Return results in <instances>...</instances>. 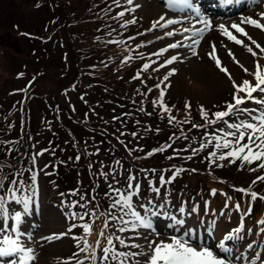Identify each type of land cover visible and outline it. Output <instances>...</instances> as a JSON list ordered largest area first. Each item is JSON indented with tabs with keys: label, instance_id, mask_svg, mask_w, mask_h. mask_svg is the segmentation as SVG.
I'll return each instance as SVG.
<instances>
[{
	"label": "snow or ice",
	"instance_id": "1",
	"mask_svg": "<svg viewBox=\"0 0 264 264\" xmlns=\"http://www.w3.org/2000/svg\"><path fill=\"white\" fill-rule=\"evenodd\" d=\"M165 8V12L161 13L157 19L150 23L147 32L154 30H162L163 35L156 37L157 40L167 38L182 37L175 39L174 42L168 43L165 47L151 53V56H164L169 50H188L192 57H199L198 48L206 39V33L217 31L219 36L226 41L238 45L248 54L247 62L237 58L236 54L229 48L224 41H221L219 47L226 49L227 56L243 70L246 75L253 77V81L242 79L237 81L227 67L222 63V59L218 55V47L215 42H211L205 55L214 62V66L223 73L229 83L230 99L226 100L222 107L214 105L219 110L210 112L203 104L199 105V117L202 123H194L190 119L191 103L184 102L185 119L179 120L174 116V106H169L166 102V92L170 88L169 78L177 74V68H170L165 75L154 85L158 90L157 98L152 100L153 109L159 110L161 118L166 114L167 122L170 126L179 127L184 124H191L192 129L203 130L199 139V146L190 149L191 155H187L185 159L192 160L198 154L206 149H211L204 156V161L208 164L209 175H212L213 168L225 167V162L232 165L239 161L242 170L245 165L249 166L251 172H264V65L259 61L264 59V45L259 43L257 39L246 30V26L259 30L264 35V0H219L217 6H231L245 3L250 8L259 7L260 11L251 15H242L239 22L233 21L230 25L219 23L214 25L198 5L196 0H159ZM117 7H123V10L116 13L113 19H122L121 28L129 25H135L138 21L134 15L136 10L142 5L137 0H112ZM39 7V5H37ZM111 9V5L109 9ZM106 10V12L108 11ZM169 13L173 15H169ZM126 14L131 18H126ZM187 24L188 26H184ZM176 25H181L177 28ZM197 25H201L198 27ZM111 35V33H109ZM137 35L143 36L144 32ZM99 40L100 37H95ZM135 36H129L128 40L135 41ZM247 41V42H246ZM108 44H126L125 40L110 39ZM152 41L141 42L135 45V49H130L129 54L124 57L122 63H128L134 57L131 54L136 49L146 47ZM258 50V51H257ZM143 58V53H140ZM149 57L148 62L142 64L141 68L132 77L133 80H141V74L148 72H159L161 69L171 66L175 63H183L187 57L182 55L180 51L166 58L157 65L158 61ZM248 65H251L249 67ZM23 73L18 74V78L23 77ZM35 79V78H33ZM33 81H29V85ZM141 83H144L141 80ZM20 92H27V88L18 89ZM137 93L147 97V93L153 91L148 88L147 92ZM83 99V97H81ZM144 101H140L138 111L145 112L143 107ZM248 105H252L251 107ZM74 110V109H73ZM151 115L152 113H146ZM129 115V113H125ZM87 117V113H85ZM120 117H113V120H120ZM139 124V121H137ZM148 131L153 129L148 128ZM161 130L155 128L158 134ZM125 133L120 131V136ZM133 138L138 137V133H131ZM31 139V137H29ZM188 139L183 128L180 129V135L175 134L169 136L170 141L178 139ZM119 140V137H117ZM192 141L197 142V137L192 136ZM123 145L125 142L119 140ZM0 143H4L0 141ZM131 155L135 151L143 152L144 149L127 148ZM173 147L172 143H163L157 147L147 151L144 157H136V159L149 158L156 154H163ZM11 152L13 149H7ZM48 149L37 151L31 156V164L35 168L38 157L43 156ZM188 151V149H184ZM55 154V150H52ZM99 149L95 152H88L85 147L84 155H98ZM178 154V153H177ZM81 154L75 156V161L81 160ZM174 156H167L171 160ZM203 162V161H202ZM63 163V162H61ZM100 168L94 173V176L102 178L106 184L107 190L102 194L108 203L107 209L100 211L99 204L96 202L97 189L100 187L96 184L91 189V195L82 194L79 188L71 190L69 193H61L62 197H78L72 200H61V205L65 208V219L69 221L65 231L54 232L49 235H42L39 238L41 243H52L59 241L73 233L76 228L82 229L83 235H71V239L75 242L77 251L73 252L67 258H57L54 264H264V254L261 251H255L248 256L244 251L236 252L233 257L234 246L244 236V220L245 217L251 215L253 211V202L264 201V194L258 193L252 189L257 182H264V175H257L247 188H234V191L249 197L247 210L240 217L238 225L225 233L215 244L211 246L201 240L194 228L186 227V217L197 211L194 205L190 211L186 209V202L173 204L170 194H162V189L171 185L173 181L183 172H197L198 169H186L172 165L169 169L162 170L160 173L156 169L147 170L155 174L158 184L152 178L144 176L147 181L148 190L154 194L152 198H148L145 202L141 195L143 191L142 184L138 175L128 172L124 177L123 184L118 179L117 167H122L120 160H115L117 167H109L105 171L103 161L99 162ZM255 165V167H252ZM4 165H0L2 169ZM8 167H12L8 165ZM48 164L44 165L47 169ZM90 172L93 171V164H88ZM141 169L140 172H145ZM165 171L171 172L166 176ZM30 175L25 178V173ZM45 175L51 173L45 172ZM38 173L31 169H16L11 173L0 174V264H35L37 253L34 246L38 241L30 232L23 229V223L27 215L38 207L39 186L37 180ZM111 177V180H110ZM215 179V177H214ZM223 183V181H220ZM210 194L215 196L217 190H210ZM220 195L226 197L224 207H229V201L233 197L225 192ZM95 204V207L90 205ZM208 202L205 201L207 209ZM237 212L241 211V204L234 205ZM82 209V212L74 209ZM89 217L94 223L95 220L102 216L104 218L103 228L98 234L95 245L91 244L87 237L92 235L93 223L85 221V217ZM166 218L170 221L167 224L169 232H161L158 230L157 221ZM82 221L83 223H75ZM258 230L256 236H264V217L256 221ZM252 233V229L247 230ZM155 237V238H154ZM264 243V241H262ZM231 245V246H230ZM259 247L256 241H250L247 244V250ZM81 255L83 258H81Z\"/></svg>",
	"mask_w": 264,
	"mask_h": 264
},
{
	"label": "rangeland",
	"instance_id": "2",
	"mask_svg": "<svg viewBox=\"0 0 264 264\" xmlns=\"http://www.w3.org/2000/svg\"><path fill=\"white\" fill-rule=\"evenodd\" d=\"M30 1L33 0H0V141H3L4 143H0V165L6 164V159L15 156L18 149H20V146L25 140V143L27 139H29L30 135V121L32 120L31 117H28L26 119H20V118H11L10 112H14L16 114L17 111L25 108L24 104L26 105V110L28 107H33L35 111H32L33 113V128L35 132V139L42 141L44 139V136L46 134V139L48 138L49 131L43 130L45 134L38 133V128H42V119L43 115L40 116V112L38 113V101H39V95L46 96L47 94H52L55 89L64 86L68 82V77L63 76L60 74L62 68L53 67L54 71L48 70L46 68H43L47 73L53 72V77H50V75L46 74H40L42 69L39 67H45L50 64L62 66V61L60 62L61 58L63 57V53L59 55V51L57 49L52 53V51L56 48V46L51 45L49 42H47L44 46V49L41 48V53L48 52L50 53V57L47 58V55L44 54L41 58V61H39L38 56L36 53H33L30 50V42L23 36L19 35L15 30H12V26L14 23H18L19 29H22L25 31H32L34 30L32 26L28 25V23L34 19L36 20L40 14H42L40 11L41 6H43L44 9L50 11L52 13L51 17L53 19V22L56 26V18L59 11H61L60 7H57L56 4L53 1L50 0H43L42 4L37 7V9L32 10V6ZM139 0H137L138 2ZM146 1V0H144ZM152 1V7H149V5H142L141 8L137 9L135 12V16L138 21V17L141 15H144L145 17H155L153 20L157 19L158 16L165 12V8L162 6V4L159 2V0H150ZM150 1H147V4L151 3ZM121 4L124 5V0H121ZM23 7V8H22ZM163 7V9H162ZM150 8V9H149ZM123 10V7H120L118 11ZM260 11L259 7L250 8L247 5L245 7H242L235 11H232V13H228L225 15V17H222L220 19V23H224L226 26L230 25L233 21L239 22V17L242 15H251L255 16L257 12ZM173 15V14H171ZM107 16V15H106ZM113 16V15H112ZM114 17V16H113ZM110 18V17H109ZM126 18H131V15L126 14ZM122 20V19H121ZM151 18V21L149 22L148 27H146L144 30L133 32L132 28L135 25H129L127 28H120L121 24H118L114 27V24L109 23L110 20L105 22V28L108 30L112 28L110 31L114 32L113 35H111L110 38L106 39L107 41L110 39H116V40H125L126 44L120 45V44H109L107 51L113 52L117 51V48H121L128 44V51L130 49H135V45L141 42H146L148 40H151L152 43L162 44L161 46H166L168 43L174 42L175 39H178V37L173 38L171 41H168L166 43H162V40H157L156 37L162 36L163 32L162 30H154L153 32H147L146 30L150 27V23L153 21ZM123 22V20L121 21ZM187 25V24H185ZM175 27L179 28L181 25H176ZM79 31L75 32V37L78 39V50L81 51V56H84L87 52L88 47L86 46L87 40H89L87 28L84 26H81ZM35 30H37L35 28ZM90 31V27L88 28ZM131 30V31H130ZM246 30L252 35L253 38L257 39L262 45H264V35L259 33V30L246 27ZM38 32L45 33L44 30H37ZM48 32V31H47ZM46 32V33H47ZM140 32H144L145 35L140 36L137 35ZM26 33V32H25ZM214 33V34H213ZM120 34L123 36L121 37ZM213 34V35H211ZM63 32L60 31V36L63 39ZM213 41H207L206 47L201 49L198 48L199 57H192L188 50H177L182 53L187 59L183 63H175L171 66H168L166 70L161 69L159 71V74L163 77L167 73V71L170 68H177V74L173 77H170L169 79H174V88L172 90H175L176 94L178 95V100L180 102L183 98L189 97V102L191 103V110H195L198 108L200 104L205 105V108L208 109L207 106L215 105L217 103L224 104V102L228 99H230L229 96V83L227 81V78L224 76V74L220 73L219 70H216L215 66L212 65V61H210L205 53L209 51V45L211 42H215L217 44L218 49L220 50V57L223 61V65H225L229 71L232 73V75L236 78L237 81H241L242 79H248L250 81H253L252 77H249L246 75L242 69H240L232 60L227 56V51L224 48L219 47L221 41H224L228 45L229 48H232L234 53L236 54L237 58L241 60H245L247 62L248 54L244 51V49L238 45H235L231 42L226 41L224 38L220 37L218 32L213 30L212 33L208 34ZM129 36H135V41L128 40ZM165 39V38H164ZM163 39V40H164ZM55 41H52L54 43ZM247 42V41H246ZM146 44V47L141 49H136L134 52H139L146 54L148 56H151V47L150 45L153 44ZM57 45H60L58 43ZM40 47V46H38ZM65 47L67 49V44H65ZM60 49H64V47H59ZM158 48V47H157ZM155 49V48H154ZM153 49V50H154ZM176 51V52H177ZM258 51V50H257ZM176 52L174 54H176ZM172 54V55H174ZM61 57V58H60ZM60 58V59H59ZM168 57H155V60H162ZM148 62L144 61L143 63ZM262 65H264V59H260L259 61ZM154 65L158 67V64ZM251 67V65H248ZM38 73L35 75L33 74L36 70ZM62 71L64 72L65 69ZM182 72V73H181ZM23 73V77L18 78V74ZM145 73V72H144ZM142 73V74H144ZM180 74L179 78L178 75ZM204 73V74H202ZM60 75V76H59ZM190 77V78H188ZM191 77L193 78V81H191ZM35 78V79H33ZM103 80L105 82H108L110 84L115 83V74L112 72V70H108V73H104ZM29 81H34L32 86L35 87L32 91L30 89ZM144 84L148 85V80L144 79ZM217 83V84H216ZM225 83V85H224ZM128 83L126 81L120 80L118 82V86L124 88ZM221 86V87H220ZM27 88V92H20L17 91L18 89ZM116 90V89H115ZM171 90V89H170ZM38 91V93L36 92ZM94 96H99L97 92H92ZM47 95V96H49ZM175 96V94H173ZM72 99L74 100V103L79 106L81 112L79 114L84 118V120L87 122V117H85V113L89 111L91 115V123L92 124H102L107 129L111 130L114 128L115 121L113 120L114 116H121V117H127L134 120L139 121V125L144 128L145 132L149 133L151 138L154 139V141H160L163 139L169 138V130L164 123V118H161L159 114V110H152L149 109V113H152L151 115H147L144 112L138 111L140 106H137L132 103H124V104H116L112 101V99H107L103 101L100 105L96 106L90 103L91 107L86 105L84 103V100L77 97V95L72 92ZM39 106L42 108V105L39 103ZM221 105L220 107H222ZM125 113H129V115H125ZM104 120H101V119ZM63 121L66 123L64 127L60 124H57L54 126L53 130L58 133V135H62V139L65 136H67L68 131H70V128H73L75 131H78V136L74 137L79 140L83 146H85L84 141L81 139L82 135L85 136V138H89L90 146L93 148L94 151L96 149H99L98 155H92L94 157V161L87 162L84 164L82 160L79 162H76L75 160L72 161V168L71 171H73V175L69 179L68 177V171L65 169L66 166L60 164L56 166L55 162L52 161L47 157L49 152H46L41 159L38 157L36 168L38 169V176L41 175V173L46 177H42L43 184L42 188L44 190H47L45 192V199L43 203V211L45 213L44 222H47L46 225L43 223V227L39 228V232L37 233L38 236H35V238L41 237L45 232V234H51L54 232H60L66 230V225L69 223L65 219V208L61 205V200H72L77 199L78 197H70V196H64L62 197L61 193H69L71 190L79 188L82 194H89L91 195V189L94 187L99 181L100 187L97 189V196L99 197V210L103 211L107 209L108 203L103 197V193L107 190L106 184L104 180L98 176H95V180L92 179V183H89L90 181V171L88 169L89 163H95L97 166L93 172V174L100 168V161L104 162L105 165V171L109 170V167H117L114 164V161L119 158H115L114 151L111 149V145L108 143L109 148H107V143L101 139L98 135H94L90 129V127H85V124L83 122H73L71 120H65ZM79 125H82L79 127ZM52 124L49 126L51 129ZM5 127H10V130L4 131ZM151 128L152 131H148L146 129ZM155 128H159L161 131L157 134L155 132ZM185 134L188 136V139L185 140L183 138L170 141L169 143H172L173 147L169 149L167 152L163 154H156L154 156V163L155 161H161L163 159H166L167 156H174L173 159L169 160L167 163H170L172 165H176L178 167L185 168L190 167L191 165L195 166H208L207 162L204 161V156L207 155L208 150L206 149L204 152L198 154L195 156L192 160H187L185 157L187 155H191L190 149L192 148V144L194 143L191 139L192 136L197 137V142L193 144V147L199 146V139L201 137L202 132L198 133H191L189 130L185 132ZM178 134L177 136H179ZM45 139V141H46ZM148 141L147 138L144 137L142 139V142ZM57 145V143H55ZM107 148V150H106ZM7 149H13V151L9 152ZM184 149H188V151H184ZM88 152L89 151L87 148ZM69 152H75V154H81L82 153L79 149H77L73 142L69 144ZM178 153V154H177ZM35 154V151L32 152L31 156ZM108 155L113 159V161H109ZM42 157V156H41ZM82 159V158H81ZM54 160V159H53ZM203 161V162H202ZM21 163V166L18 168L20 170H25L23 161H18ZM31 162V158H30ZM51 162L50 165V171L54 172L50 174V176L47 177L44 173L47 172L48 169L44 168L45 164H48ZM69 162V161H68ZM67 162V164H68ZM122 163V161H121ZM127 165L122 163V167H117V173H120L121 175H118V179L121 180V183L123 184L124 181V175L123 170ZM252 167H255V165H252ZM240 168L239 161L236 164L229 165L227 162H225V167L223 168H213L212 174L214 176H217L221 179H224L225 177H230L233 179L239 180V178H248L251 176V174L257 175H264V172L257 171V172H251L248 170L249 166L245 165L242 170H238ZM189 169V168H186ZM35 170V169H34ZM15 171V170H14ZM37 171V170H35ZM12 172V171H11ZM8 170L0 169V174L5 173H11ZM63 173L64 179H61L56 174ZM191 173V171H190ZM166 176L171 175V172L165 173ZM193 175H197L193 174ZM37 176V178H38ZM42 176V175H41ZM55 178H59L58 180L54 181ZM186 178L180 182V175L177 179L173 181L175 186L167 185V190L162 191V194H170L171 199L173 201V204H180L182 202H186V209L190 211V209L196 205L198 206L197 209H199L200 206V198H196V193L191 195L189 192L186 193V188L182 187L183 185L187 186V183L189 181L193 182V187L197 188H204L207 186V183L209 180L204 175L197 176L194 178V176L186 174ZM199 179V180H198ZM39 182V179H37ZM111 180V177H110ZM45 181L55 184V188L51 189L50 184L46 183ZM142 181V179H141ZM154 181L158 183L157 177L154 178ZM42 182V181H41ZM60 183V185L58 183ZM196 182V183H195ZM48 186V189L46 186ZM228 186V184L226 185ZM256 188H263L264 182H257L253 187ZM54 191V192H52ZM53 193V195H52ZM264 194V190L261 192ZM141 195L144 197L145 202L148 198H152L154 196L153 193H151L148 189L143 188V191ZM186 197V198H185ZM182 199V200H181ZM196 199V201L194 200ZM96 198V202H97ZM195 201V202H194ZM38 204L39 201H38ZM92 207H95V204L90 205ZM259 206H263L261 217H264V201L259 203ZM75 211L82 212L81 209L76 208ZM254 210V208H253ZM199 211V210H198ZM191 213V215L186 217V225H198L200 222H202V219L199 216V212ZM33 215V212L31 213ZM228 215V214H227ZM49 217V218H48ZM48 218V219H47ZM50 219V221H49ZM209 217L205 219V221H208ZM162 222L163 218L160 219ZM85 221H87L85 217ZM103 221L104 218L100 216V226L97 228V230L94 233V236L92 237V240L90 237H87V239L90 241L91 244L95 245V241L98 238V234L100 230L103 228ZM159 221V220H158ZM157 221V222H158ZM29 220H26V223L28 225ZM89 222V221H88ZM156 222V223H157ZM75 223H83L82 221H75ZM158 230L161 232H165L161 229V227L157 226ZM50 229V230H49ZM82 230L80 228H76L73 231ZM94 230V229H93ZM169 232V231H167ZM71 235H74L73 233ZM71 235L59 240L54 241L52 243H41L39 240L34 246L36 249L37 254V260L35 264H54V260L57 258H67L69 256H65L63 254L70 253L72 250L77 251L75 247V242L71 239ZM155 238V237H154ZM41 250V251H38ZM64 256V257H62ZM83 258V257H81Z\"/></svg>",
	"mask_w": 264,
	"mask_h": 264
},
{
	"label": "trees",
	"instance_id": "3",
	"mask_svg": "<svg viewBox=\"0 0 264 264\" xmlns=\"http://www.w3.org/2000/svg\"><path fill=\"white\" fill-rule=\"evenodd\" d=\"M53 1L57 7L61 8L62 15H63V21L61 24H59L58 30L63 32V39H61V44L64 47V49L59 51V55L61 52L63 53V57L61 58L60 62L62 61V66L58 65H47L45 67H39L42 71L40 74H46L50 75V77H53L52 73H47L43 68H46L48 70L54 71L53 67L55 68H62L65 71H61L60 74L63 76L68 77V82L57 89L54 90L52 94H50V100L53 104V107L57 113V109H62L63 111L70 110L71 106H73L71 103L73 102L72 99V91H79L80 84H84L86 88L83 90L82 97L84 100V103L88 106V104H94L96 102V105H100L103 101H105L104 93L102 94V88L103 87H96L100 84L106 85V82L101 80L102 76L101 74H104L105 72L108 73V68L105 65L99 64L98 62H95V60L92 58V53L88 52L84 56H81V51L78 50V39L75 37V32L81 30L79 29L81 26L89 27L90 23L94 21V14L101 15V12L104 9L103 1L101 0H50ZM50 12V11H49ZM89 20V21H88ZM103 20V19H102ZM90 22V23H89ZM89 40H87L86 46L88 49L92 48L93 41L90 32L88 33ZM62 38V37H61ZM65 44H67V49L65 47ZM60 46V47H62ZM59 47V46H58ZM35 53L38 51L34 50ZM39 55V61H41L40 52H38ZM59 58V59H60ZM146 59L144 56L141 58L134 57L131 61L128 63H122L121 65H117L118 67L114 70V74L118 73V70H126L128 68H131L133 66L132 63H134L136 66L130 71V76L135 75V71H137L138 66L140 67ZM97 60V59H96ZM60 69V70H62ZM37 71H40L37 69ZM81 72L85 73V75H81ZM60 76V75H59ZM90 80L94 82L95 92L99 96H94L90 89ZM79 82L75 85V82ZM133 85L132 89L124 94L122 96L115 99L118 103H123L125 101L134 100L140 96L139 93H137V89L140 90V93L142 92V86L138 81L132 80ZM112 87V86H111ZM153 90H155L154 85H152ZM146 101V98H144ZM78 109L79 106L77 105ZM88 116V114H87ZM78 122L83 121L84 118L79 115L77 117ZM89 121L90 118H89ZM25 150V148H24ZM23 150V151H24Z\"/></svg>",
	"mask_w": 264,
	"mask_h": 264
},
{
	"label": "bare ground",
	"instance_id": "4",
	"mask_svg": "<svg viewBox=\"0 0 264 264\" xmlns=\"http://www.w3.org/2000/svg\"><path fill=\"white\" fill-rule=\"evenodd\" d=\"M147 1H150V0H146V1H144V0H142L141 2H142V5H149V7H152V3H149V4H147ZM150 9V8H149ZM202 74H204V73H202ZM217 84V83H216ZM224 85H225V83H224ZM221 87V86H220ZM49 218V217H48ZM47 218V219H48ZM49 221H50V219H49ZM50 230V229H49Z\"/></svg>",
	"mask_w": 264,
	"mask_h": 264
}]
</instances>
